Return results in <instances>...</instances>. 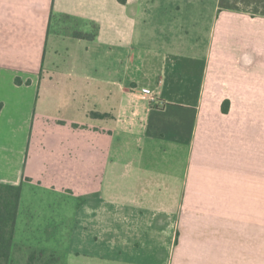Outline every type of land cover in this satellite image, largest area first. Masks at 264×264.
<instances>
[{"label": "crops", "instance_id": "1", "mask_svg": "<svg viewBox=\"0 0 264 264\" xmlns=\"http://www.w3.org/2000/svg\"><path fill=\"white\" fill-rule=\"evenodd\" d=\"M206 1L0 0L16 264H264V0Z\"/></svg>", "mask_w": 264, "mask_h": 264}, {"label": "trees", "instance_id": "2", "mask_svg": "<svg viewBox=\"0 0 264 264\" xmlns=\"http://www.w3.org/2000/svg\"><path fill=\"white\" fill-rule=\"evenodd\" d=\"M74 37L79 39H92L93 35L75 32ZM16 83L21 85L23 81L17 78ZM228 105V101L224 102V112L228 111ZM1 107L0 105V109ZM91 116L96 118L106 117V115L96 112H92ZM22 189V186L0 184V264H16L12 258V250ZM36 254L37 252L34 251L27 264H33ZM41 259V264L62 263V258L59 256H48V258Z\"/></svg>", "mask_w": 264, "mask_h": 264}, {"label": "rangeland", "instance_id": "3", "mask_svg": "<svg viewBox=\"0 0 264 264\" xmlns=\"http://www.w3.org/2000/svg\"><path fill=\"white\" fill-rule=\"evenodd\" d=\"M180 1H181V4H180L181 6L187 5L188 9H192L193 5H191L190 3L196 2L197 0H180ZM198 3L203 8H207L208 10H213V4H214L213 0L206 1L205 3H200V2H198ZM52 12H53V9H52ZM61 19H62L64 25H66V24L68 25V14H65L61 18L60 17H53L50 35H53V32L56 31L60 27V25H62L60 23ZM190 36H192V34H190ZM51 53H52L51 49L48 46V52H47L48 56H50ZM64 53L65 52L62 51L60 56H64ZM64 88H65V85L62 84L61 91H64ZM61 99L63 102L62 104H65L64 103V100H65L64 96L61 97ZM64 108H65V105L62 106V109L55 110V112L57 111L56 112L57 114H59V112H60L61 113L60 116H62V117L65 116V118H67L68 115H70L71 117H74V118L77 117L76 113L74 111L73 112L69 111L70 112L69 113L68 108L66 111H64ZM77 118L79 120L82 119L81 114L78 115ZM9 152L10 153L13 152L12 146H9ZM79 187H80V185H78V186L76 185V190H78ZM51 196H56V194L50 195L49 193L46 192L45 189H43L37 185H29L25 188V200L26 201H36L42 208H44V209L40 210V213H41L40 218H42L43 221L49 217V215L52 213V211H53V213L51 215L53 218H55V219L60 218L62 216L63 211H64V210H62L61 206H63V208H64V206H67L68 204H71V203L77 201L79 193L71 192V193H68V195H57L58 201L56 202V205H55L56 207H54L53 210L46 208V206H47L46 204H48V202L54 203L53 202L54 200ZM45 212L47 213L46 215H45ZM53 226L55 228L57 226V223H56V225H53ZM62 261H63V258H62Z\"/></svg>", "mask_w": 264, "mask_h": 264}, {"label": "built area", "instance_id": "4", "mask_svg": "<svg viewBox=\"0 0 264 264\" xmlns=\"http://www.w3.org/2000/svg\"><path fill=\"white\" fill-rule=\"evenodd\" d=\"M147 93H149V91L146 90Z\"/></svg>", "mask_w": 264, "mask_h": 264}]
</instances>
